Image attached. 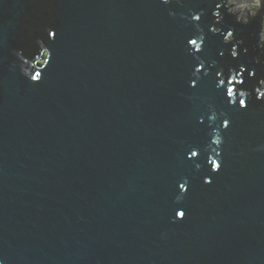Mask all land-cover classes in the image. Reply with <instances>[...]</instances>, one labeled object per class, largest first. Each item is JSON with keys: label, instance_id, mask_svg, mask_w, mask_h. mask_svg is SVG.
<instances>
[{"label": "water", "instance_id": "1", "mask_svg": "<svg viewBox=\"0 0 264 264\" xmlns=\"http://www.w3.org/2000/svg\"><path fill=\"white\" fill-rule=\"evenodd\" d=\"M252 4L0 0V264H264Z\"/></svg>", "mask_w": 264, "mask_h": 264}, {"label": "snow or ice", "instance_id": "2", "mask_svg": "<svg viewBox=\"0 0 264 264\" xmlns=\"http://www.w3.org/2000/svg\"><path fill=\"white\" fill-rule=\"evenodd\" d=\"M256 6H257V7L260 6V0H259V3L256 4ZM213 31H217V29H213ZM190 42H191L192 44H195V43H196L195 41H190ZM233 55H235V53H233ZM39 77H40V75L38 74L37 77L35 78V80H37ZM221 83H223V81H221ZM193 87H195V81H193ZM227 91H228L229 93H231L232 89L229 88V89H227ZM240 105L242 106V108L246 107L245 101H244V100H241V101H240ZM228 125H229V121L226 119V120L224 121V126L227 127ZM191 155H193V156H194V155H198V153L193 152V153H191ZM211 166H212V168L214 169V171H215V170H218V169L221 167V163L219 162L218 158H217V160L211 162ZM205 182H206V183H210L211 180H210V179H209V180H205ZM180 187H181L182 189H184L185 192L188 191V188H185V186H184L183 184H181ZM179 216L181 217V219H184V218H185V215H184L183 212H180V213H179Z\"/></svg>", "mask_w": 264, "mask_h": 264}, {"label": "clouds", "instance_id": "3", "mask_svg": "<svg viewBox=\"0 0 264 264\" xmlns=\"http://www.w3.org/2000/svg\"><path fill=\"white\" fill-rule=\"evenodd\" d=\"M253 3L256 5L259 3V0H253Z\"/></svg>", "mask_w": 264, "mask_h": 264}, {"label": "rangeland", "instance_id": "4", "mask_svg": "<svg viewBox=\"0 0 264 264\" xmlns=\"http://www.w3.org/2000/svg\"><path fill=\"white\" fill-rule=\"evenodd\" d=\"M252 5H253V7H256L257 9L259 8V7H257L254 3H253Z\"/></svg>", "mask_w": 264, "mask_h": 264}]
</instances>
